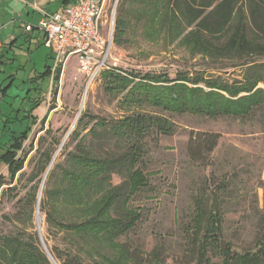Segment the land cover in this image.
Wrapping results in <instances>:
<instances>
[{
    "label": "trees",
    "instance_id": "1",
    "mask_svg": "<svg viewBox=\"0 0 264 264\" xmlns=\"http://www.w3.org/2000/svg\"><path fill=\"white\" fill-rule=\"evenodd\" d=\"M138 1L143 7L128 13L124 0L119 4L113 33V43L117 46L124 43L129 21L126 18L133 13L134 18L141 20L147 16L151 22L160 17L161 24L170 16L185 31L183 41L197 55L214 60L264 57V0ZM244 72L243 80L233 84L199 75L188 78L180 73L170 79L150 74L124 76L123 71L115 68L101 72L105 91L118 97L119 105L127 111L116 120L101 118L82 133L80 129L90 125L89 120L94 118L85 112L79 119L80 128L71 134L77 139L74 148L46 174L43 196L38 203L46 224L47 236L42 240L57 264H165L159 246L147 252L119 241L142 219V213L130 203L138 193L151 187L148 145L157 144L160 136H170L177 130L170 117L144 111V106L171 114L211 118L244 119L259 112L264 119V89L257 87L258 83H264V63L250 61ZM51 73V67L46 66L38 77ZM52 76L53 83H57L60 68ZM9 85L0 87L2 103L6 102L12 110L11 120L7 114L0 129V136L9 141L6 147L0 145V163L7 166L12 181L23 167L26 155L21 158L18 152L23 150L32 124L37 121L33 110L40 100H32L31 93L38 88L11 97L6 91ZM5 96L18 97L16 107ZM44 121L42 118L40 123ZM219 138L216 132L190 133L186 146L189 160L209 165ZM42 155L38 175L43 174L51 160L50 152ZM37 174L33 177L37 178ZM114 175L120 178L119 182H113ZM40 182V179L35 181L14 214L19 221L27 216L32 230L27 232L22 228L15 235L0 234V264H54L37 230L33 229V204H37ZM2 183L0 177V186ZM228 184V178L223 177L214 188L203 185L196 191L191 217L183 226L181 257L192 258L196 264H264V230L251 247L237 248L224 238L223 195ZM48 238L53 241L50 246Z\"/></svg>",
    "mask_w": 264,
    "mask_h": 264
},
{
    "label": "rangeland",
    "instance_id": "2",
    "mask_svg": "<svg viewBox=\"0 0 264 264\" xmlns=\"http://www.w3.org/2000/svg\"><path fill=\"white\" fill-rule=\"evenodd\" d=\"M24 1L0 0V41H6L8 34L16 37L11 48L5 44L0 49V86L2 83H10L6 91L11 97L15 94L22 95L28 89L38 88L36 91L32 90L31 94L33 102L40 100L39 106L33 111L37 121L32 124L28 138L23 143V150L18 152L21 158L26 155L22 169L15 173L11 181L7 166L0 163V177L3 180L0 186V234L7 235H15L22 228L27 232L32 230L27 216L19 221L14 214L26 200L37 179L41 182L36 197L38 198L42 186L39 200L42 199L49 163L53 160L51 169L53 164L63 161L67 151L74 148L77 139L72 138L71 134L80 128L79 119L84 113L87 112L94 118L89 120L90 125L80 129L82 133L101 118L116 120L123 111H127L119 105L118 97L105 91L101 73L103 70L86 88L85 78L76 69V56H72L64 70H61L57 83H53L52 73L50 76L38 77L46 66L52 68L54 61L47 47L43 44L36 47L35 41L31 43L26 40L24 22L30 20L37 23L39 16L30 19V7H26ZM120 2L121 0H105L100 21L103 37L111 32V54L107 64L123 71L124 76L126 73L138 76L150 74L174 79L180 73L186 74L188 78L199 75L233 84L243 80L250 61L264 63V57L214 60L197 55L183 41L185 31L182 32L181 27L176 23L175 25L170 16L161 24L160 17L151 22L147 16L146 19H136L132 13L131 17L126 18L129 21L124 43L117 46L113 43V33ZM43 5L46 9L55 11L60 9L61 0H46ZM124 5L126 13L139 6L143 7L138 0H124ZM12 19V23H7ZM4 23L7 24L4 26ZM257 87L264 89V83H258ZM84 96L85 102L80 108ZM1 101L2 97L0 104ZM7 101L16 107L18 97L7 98ZM24 106L27 107L28 104L25 103ZM2 107L5 110L11 108L6 102L2 103ZM143 110L170 117L177 130L170 136H160L157 144L148 145L150 154L147 171L152 172L151 187L138 193L130 203L142 213V219L126 236H121L119 241L147 252L159 246L163 249L165 264H196L192 258L181 257L183 226L191 217L196 191L203 185L214 188L225 177L229 184L223 195V200L226 201L224 238L237 248L253 246L264 230V119L259 112L252 117L239 119L231 116L211 118L171 114L152 106H144ZM1 116L0 114V118ZM42 118L45 121L40 123ZM86 120L87 118L84 119ZM197 131L216 132L220 135L218 146L212 153V162L206 166L192 163L187 156L188 137L190 133ZM7 144L8 139L0 136V145L6 147ZM45 151L50 152L51 160L43 174L38 175ZM35 174L38 175L37 178L33 177ZM112 180L117 183L120 178L114 175ZM33 208V229L36 230L38 221L44 240V236H47L44 214L36 203ZM47 243L50 246L53 241L48 238Z\"/></svg>",
    "mask_w": 264,
    "mask_h": 264
},
{
    "label": "built area",
    "instance_id": "3",
    "mask_svg": "<svg viewBox=\"0 0 264 264\" xmlns=\"http://www.w3.org/2000/svg\"><path fill=\"white\" fill-rule=\"evenodd\" d=\"M105 0H73L54 12L42 11L36 24H24L25 31L36 28L42 44L53 56L52 75L64 70L72 56L77 57V71L87 86L108 66L111 32L103 37L101 19Z\"/></svg>",
    "mask_w": 264,
    "mask_h": 264
},
{
    "label": "crops",
    "instance_id": "4",
    "mask_svg": "<svg viewBox=\"0 0 264 264\" xmlns=\"http://www.w3.org/2000/svg\"><path fill=\"white\" fill-rule=\"evenodd\" d=\"M26 7H30L29 9V14H30V19H33L36 17V15H38L40 17L42 11H47V12H54V11H50L48 9H46L44 7V3L46 2V0H25L24 1ZM72 1L71 0H61V5H60V8L62 6H66V5H69ZM57 11V10H55ZM39 17L37 19H39ZM14 21V19L8 21L7 23H12ZM38 21V20H37ZM36 21V22H37ZM7 23H4V26L5 24ZM24 24H36L35 22L33 23L32 21H25ZM7 26V25H6ZM25 31V30H24ZM25 34L27 33V37H26V40L29 41V42H33L35 41V44H36V47H38L39 45H41L42 43V34L36 29H32L31 31H25L24 32ZM8 37L6 38L7 40L6 41H0V49H2L4 47L5 44L8 45L9 48H11L14 44V41L16 39V37L13 38V36L11 34H8L7 35ZM29 48V47H27ZM2 56V54H1ZM42 74V73H41ZM39 75V74H38ZM3 85V83H2ZM5 85H3L2 87H4ZM1 87V86H0ZM8 94V93H7ZM0 97H1V94H0ZM5 98H9L7 96H5ZM10 99V98H9ZM2 103V101H1ZM9 106V105H8ZM12 110H10V108L8 107L7 110H5L4 107L0 106V114L2 115L1 116V124L3 125V119L8 117L7 114H9L10 116V120H11V116H12ZM34 111V110H33ZM2 125H0V129L2 127ZM10 126H13L12 124H10Z\"/></svg>",
    "mask_w": 264,
    "mask_h": 264
},
{
    "label": "water",
    "instance_id": "5",
    "mask_svg": "<svg viewBox=\"0 0 264 264\" xmlns=\"http://www.w3.org/2000/svg\"><path fill=\"white\" fill-rule=\"evenodd\" d=\"M51 163V162H50ZM48 170H49V166H48V168H47V170H46V174H47V172H48ZM46 174H45V176H46ZM41 188H42V186H41ZM41 188H40V191H41ZM39 191V192H40ZM39 195H38V198H37V206H38V203H39ZM38 208V207H37ZM37 211H38V209H37ZM37 225H36V230H37V235L39 236V239H40V241H41V244H42V246H43V248L45 249V251H46V253H47V255H48V257L50 258V261H52L54 264H57V262L54 260V258L49 254V252H48V250L46 249V247H45V245H44V243H43V240H42V235H41V231H40V225H39V222L37 221V223H36Z\"/></svg>",
    "mask_w": 264,
    "mask_h": 264
},
{
    "label": "bare ground",
    "instance_id": "6",
    "mask_svg": "<svg viewBox=\"0 0 264 264\" xmlns=\"http://www.w3.org/2000/svg\"><path fill=\"white\" fill-rule=\"evenodd\" d=\"M91 84V83H90ZM90 84L87 86V88L90 86ZM84 102H85V96L83 97V100H82V103H81V107L80 108H82L83 107V105H84ZM62 144V143H61ZM62 146V145H61ZM53 162V160L51 161V163ZM51 163H49L50 164V166H51ZM50 166H49V168H50ZM42 189V188H41ZM41 192V191H40ZM39 192V198L41 197V193Z\"/></svg>",
    "mask_w": 264,
    "mask_h": 264
}]
</instances>
